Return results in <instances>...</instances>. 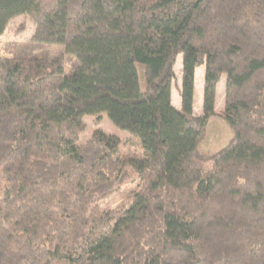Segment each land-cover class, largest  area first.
I'll use <instances>...</instances> for the list:
<instances>
[{
	"label": "trees",
	"instance_id": "trees-1",
	"mask_svg": "<svg viewBox=\"0 0 264 264\" xmlns=\"http://www.w3.org/2000/svg\"><path fill=\"white\" fill-rule=\"evenodd\" d=\"M18 16L36 30L0 41V264H264V0H0V39ZM223 76L232 137L202 152ZM103 114L126 149L78 145Z\"/></svg>",
	"mask_w": 264,
	"mask_h": 264
},
{
	"label": "rangeland",
	"instance_id": "rangeland-1",
	"mask_svg": "<svg viewBox=\"0 0 264 264\" xmlns=\"http://www.w3.org/2000/svg\"><path fill=\"white\" fill-rule=\"evenodd\" d=\"M36 26L32 20L26 18L25 16H18L14 18L0 41L2 42H27L35 34ZM62 45H51L49 50L52 54H57L62 51ZM182 55L177 59L175 65L176 79L173 87V104L177 107L179 104L181 106L180 98V87L182 84ZM204 74L205 67H200L197 71V96L195 98V115L199 116L202 114V103H203V87H204ZM226 76L221 78L217 86V115L213 117L208 126L207 134L199 149L202 152H216L222 149L229 142L232 137V132L228 124L223 118L224 106H225V95H226ZM84 121L87 127L83 133H81L78 145L85 144L96 131H102L107 135H112L118 137L122 141L123 150L126 149V143L131 139V135L124 130L116 127L106 114L101 115V117L86 116ZM3 185L0 179V187ZM138 186V180L132 172L128 173L126 177L125 184L120 188L118 192L111 195L107 200L101 203V208L103 210L116 209L120 203L126 200L131 191H134Z\"/></svg>",
	"mask_w": 264,
	"mask_h": 264
},
{
	"label": "crops",
	"instance_id": "crops-1",
	"mask_svg": "<svg viewBox=\"0 0 264 264\" xmlns=\"http://www.w3.org/2000/svg\"><path fill=\"white\" fill-rule=\"evenodd\" d=\"M197 71H198V70H197ZM196 80H197V73H196ZM196 96H197V87L195 88V98H196ZM180 107H181V106L178 104V105H177V108L180 109Z\"/></svg>",
	"mask_w": 264,
	"mask_h": 264
}]
</instances>
